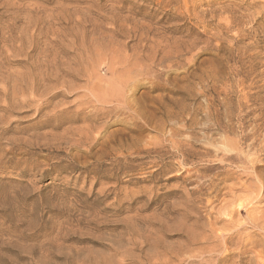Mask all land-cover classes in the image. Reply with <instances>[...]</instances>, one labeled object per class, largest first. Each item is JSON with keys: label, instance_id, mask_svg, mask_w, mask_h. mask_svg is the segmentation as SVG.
<instances>
[{"label": "rangeland", "instance_id": "1", "mask_svg": "<svg viewBox=\"0 0 264 264\" xmlns=\"http://www.w3.org/2000/svg\"><path fill=\"white\" fill-rule=\"evenodd\" d=\"M0 264H264V0H0Z\"/></svg>", "mask_w": 264, "mask_h": 264}, {"label": "bare ground", "instance_id": "2", "mask_svg": "<svg viewBox=\"0 0 264 264\" xmlns=\"http://www.w3.org/2000/svg\"><path fill=\"white\" fill-rule=\"evenodd\" d=\"M154 48V47H153ZM136 52V51H135ZM173 53V52H172ZM49 54V53H48ZM43 55V54H42ZM44 55H45V53H44ZM154 55V54H153ZM99 57V56H98ZM91 59V58H90ZM91 60H93V59H91ZM83 61H87V60H83ZM89 62V61H88ZM121 61H116V62H114V63H112L111 62V64L109 65V67H110V70H111V73H110V75L112 76V81L114 82V81H116V78H117V83H120V85H122L123 87H125V86H130V89H132L133 87H135L136 85H137V81H138V79L136 80V79H133L132 80V74H131V77H126L125 75H124V73L125 72H132V70H133V68L135 69V65H134V67H132V65L130 66V61H127V60H125L124 61V66L122 67V69H124V71L121 69L120 71H118V72H116L115 70L117 69V67H115L116 65L115 64H119ZM85 64H86V62H85ZM83 66H84V64H82ZM82 65H81V68H82ZM54 66V64H47V66H46V70L47 69H49L50 70V67H53ZM103 66V65H102ZM108 67V66H107ZM84 68V67H83ZM103 70V69H102ZM135 70H137V71H135V72H133V73H135L136 75L137 74H139L140 73V69H139V72H138V69H135ZM144 70V69H143ZM142 70V71H143ZM78 71H80V70H78ZM83 71H84V69H83ZM124 73H123V72ZM136 72H138V73H136ZM62 73H64V72H62ZM66 74L68 73V72H65ZM81 73V72H80ZM129 73H127V76L129 75ZM142 74V73H141ZM78 75V74H77ZM91 75H93L92 77L95 79L96 78V82L95 83H93V85L92 86H90V87H88V91H87V93H85L84 94V96H88L87 97V99H84V100H81L80 101V103H79V105H78V108H77V111L86 103V102H89L91 99H90V97H94L95 99H96V101H98V102H101V103H107V102H117L119 105H120V107L122 108V107H127V105H128V103L126 102L127 100H125V92H124V89H123V91H120V90H118V89H116V88H114L113 86H112V82L111 83H108L107 85L105 84V86L104 85H101V84H99V82H101L102 81V79L98 76V74L96 73V71L95 70H92L91 71ZM125 76L124 77V81H122V79H120V80H118V78L119 77H122V76ZM95 76V77H94ZM138 76V75H137ZM136 76V77H137ZM92 78V79H93ZM129 78H131V79H129ZM133 78H135V76H133ZM46 79H48V77L46 78ZM132 80V81H131ZM95 81V80H94ZM152 84V83H151ZM122 88V87H121ZM129 88V87H128ZM5 91V90H4ZM3 92V91H2ZM5 93V92H4ZM9 93V92H8ZM45 93V92H44ZM130 93V92H129ZM52 94V93H51ZM12 95V94H11ZM16 95V94H15ZM55 94H52V97L54 96ZM31 97V96H30ZM19 98V97H18ZM130 98V97H129ZM95 102V101H94ZM129 102H131V101H129ZM6 103V102H5ZM97 103V102H96ZM2 104V103H1ZM12 104V103H11ZM38 105V104H37ZM95 105V104H94ZM94 107H96V106H94ZM120 107H117V106H115V104H112V105H109V103H108V107L107 108H103V109H100V111L103 113V114H105L106 116H110V113H111V115L113 114V113H115V111H117ZM21 108V107H20ZM136 109H138V108H136ZM141 110V109H140ZM17 112V111H16ZM118 113V112H117ZM159 118V117H158ZM157 120V119H156ZM112 121V120H111ZM160 121H161V119H160ZM87 123V122H86ZM151 124V123H150ZM144 127V126H143ZM86 129V131L87 130H96L97 129V127L96 126H94V127H92V126H88L87 128H85ZM84 130V129H83ZM90 131V132H91ZM85 132V131H84ZM89 132V131H88ZM163 133V132H162ZM166 133V132H165ZM81 134V133H80ZM98 134V133H97ZM85 135H86V133H85ZM142 135V134H141ZM179 135V134H178ZM84 136V135H83ZM87 136V135H86ZM91 136V135H90ZM98 136V135H97ZM12 139V138H11ZM29 139V138H28ZM30 140V139H29ZM35 140V139H34ZM39 141V140H38ZM70 141V140H69ZM171 141V140H170ZM80 142V141H79ZM94 142V141H93ZM96 142V141H95ZM36 143V142H35ZM98 143V142H97ZM151 143V142H150ZM172 143V142H171ZM81 144H83V143H81ZM29 145V144H28ZM170 145V144H169ZM82 146V145H81ZM49 148V147H48ZM59 148V147H58ZM87 148V147H86ZM84 150V149H83ZM23 151V150H22ZM89 151H90V148H89ZM158 151V150H157ZM86 153V152H85ZM110 177V176H109Z\"/></svg>", "mask_w": 264, "mask_h": 264}]
</instances>
